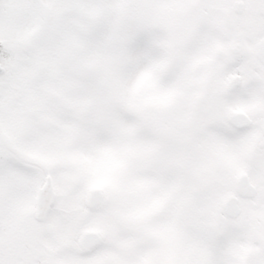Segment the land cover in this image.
<instances>
[{"label":"snow or ice","instance_id":"obj_1","mask_svg":"<svg viewBox=\"0 0 264 264\" xmlns=\"http://www.w3.org/2000/svg\"><path fill=\"white\" fill-rule=\"evenodd\" d=\"M0 264H264V0H0Z\"/></svg>","mask_w":264,"mask_h":264}]
</instances>
